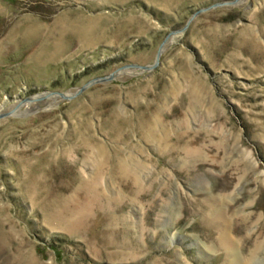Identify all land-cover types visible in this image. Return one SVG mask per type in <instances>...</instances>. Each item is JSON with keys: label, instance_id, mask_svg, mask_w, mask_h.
I'll use <instances>...</instances> for the list:
<instances>
[{"label": "rangeland", "instance_id": "rangeland-1", "mask_svg": "<svg viewBox=\"0 0 264 264\" xmlns=\"http://www.w3.org/2000/svg\"><path fill=\"white\" fill-rule=\"evenodd\" d=\"M232 1L0 0V264H264V0Z\"/></svg>", "mask_w": 264, "mask_h": 264}, {"label": "water", "instance_id": "water-1", "mask_svg": "<svg viewBox=\"0 0 264 264\" xmlns=\"http://www.w3.org/2000/svg\"><path fill=\"white\" fill-rule=\"evenodd\" d=\"M238 0H233L232 3H236ZM218 5V4H217ZM186 27V26H185ZM185 27H183L182 29L180 30H176V31H172L168 34V37L175 34V33H178L180 31H183L185 29ZM167 37V38H168ZM166 38V39H167ZM165 39V40H166ZM164 40V41H165ZM163 44L164 42H162L158 48V52H157V55H156V60L153 64L151 65H146V66H141V65H137V64H128V65H124V66H121L120 68L114 70L113 72H111L108 76L106 77H101V78H98V79H94V80H91L89 81L88 83H86L85 85H83L82 87H80V89L78 90L77 93H80L82 92L88 85L92 84V83H95V82H100V81H109V80H112L113 78H115L120 72L121 70L125 69V68H139V69H143V70H150V69H153L155 68L157 65H158V59H159V55L161 53V50H162V47H163ZM61 97L65 98V94L63 93H58Z\"/></svg>", "mask_w": 264, "mask_h": 264}, {"label": "bare ground", "instance_id": "bare-ground-1", "mask_svg": "<svg viewBox=\"0 0 264 264\" xmlns=\"http://www.w3.org/2000/svg\"><path fill=\"white\" fill-rule=\"evenodd\" d=\"M48 96V95H47ZM39 97V96H38ZM57 97V96H56ZM240 264H244V262H241Z\"/></svg>", "mask_w": 264, "mask_h": 264}]
</instances>
